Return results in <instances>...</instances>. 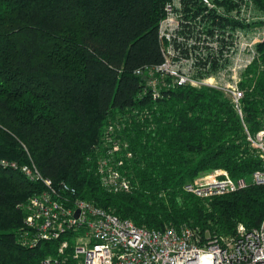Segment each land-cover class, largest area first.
<instances>
[{"label": "trees", "instance_id": "trees-1", "mask_svg": "<svg viewBox=\"0 0 264 264\" xmlns=\"http://www.w3.org/2000/svg\"><path fill=\"white\" fill-rule=\"evenodd\" d=\"M165 1L0 0V159L29 155L54 184L69 183L77 197L137 226L232 236L239 224H260L264 185L206 200L184 185L216 168L232 178L264 170L246 138L264 126V41L241 75V117L210 87L165 86L154 97L143 67L162 60L156 29ZM251 1L264 12V0ZM109 123L132 153L117 167L128 192L108 191L96 173L95 146ZM40 190L0 165V264L55 255L56 240L29 248L17 238L18 204Z\"/></svg>", "mask_w": 264, "mask_h": 264}, {"label": "built area", "instance_id": "built-area-1", "mask_svg": "<svg viewBox=\"0 0 264 264\" xmlns=\"http://www.w3.org/2000/svg\"><path fill=\"white\" fill-rule=\"evenodd\" d=\"M163 4L156 29L162 60L143 68L165 75L173 86L220 90L241 117L239 100L244 91L239 85L240 75L257 58L256 43L264 41V28L254 34L249 26L257 14L254 2L166 0ZM144 69L135 72L141 74ZM158 91H151L152 95L157 97ZM119 127L106 125L95 146L96 154L102 148L95 168L99 182L115 193L128 192L132 187L117 168L123 157L132 154L128 144L113 135ZM246 134L264 158V126L253 135ZM27 160L0 159V165L41 186L39 192L18 204L25 216L17 234L19 243L29 248L43 241H58L55 255L41 258L39 264H264V216L257 227L248 229L239 224L234 235L220 238L201 239L187 226L149 229L126 218L118 219L92 201L77 197L75 188L65 181L54 184L29 155ZM249 184L264 185V170L232 178L226 170L216 168L186 183L184 191L206 200Z\"/></svg>", "mask_w": 264, "mask_h": 264}, {"label": "rangeland", "instance_id": "rangeland-1", "mask_svg": "<svg viewBox=\"0 0 264 264\" xmlns=\"http://www.w3.org/2000/svg\"><path fill=\"white\" fill-rule=\"evenodd\" d=\"M256 13L254 15L255 17V20H252V23L249 24V26H251L253 28L252 32L254 34H256L257 32H260L262 31V29L264 28V21L262 19V17L264 16V12H258V10L256 9ZM241 26V25H239ZM242 28V27H241ZM262 41H259L257 42L256 44L258 43H262ZM258 55V54H257ZM242 74V73H241ZM241 76V75H240ZM145 80H146V86L150 87L151 88V91H158L160 87H165V86H169V87H176V86H173L170 79H168L165 75H162V74H159V73H156V72H149L147 74V76L145 77ZM241 81H242V77H241ZM240 81V82H241ZM239 82V83H240ZM204 87H207V86H204ZM212 88V87H210ZM217 90V89H216ZM220 91V90H219ZM222 92V91H221ZM224 93V92H223ZM227 96V95H226ZM112 125H116L114 123H110ZM261 129V128H260ZM251 135V134H250ZM248 140V139H247ZM101 146H103L104 144L101 143L100 144ZM115 166V165H114ZM209 173V172H208ZM206 174V173H205ZM204 175V174H203ZM202 175V176H203ZM205 176V175H204ZM199 180V177H197L196 179H194L193 181H197ZM191 181V182H193ZM238 227V226H237ZM198 232V230H196ZM198 234H200L198 232ZM209 235V234H208ZM201 236V235H200ZM72 243H74L73 240H71Z\"/></svg>", "mask_w": 264, "mask_h": 264}, {"label": "water", "instance_id": "water-1", "mask_svg": "<svg viewBox=\"0 0 264 264\" xmlns=\"http://www.w3.org/2000/svg\"><path fill=\"white\" fill-rule=\"evenodd\" d=\"M78 212H76V215H77Z\"/></svg>", "mask_w": 264, "mask_h": 264}]
</instances>
